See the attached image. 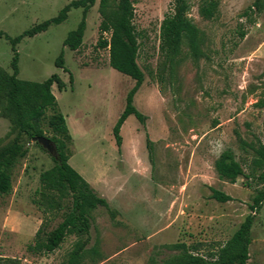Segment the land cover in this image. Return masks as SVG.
<instances>
[{
  "label": "rangeland",
  "instance_id": "obj_1",
  "mask_svg": "<svg viewBox=\"0 0 264 264\" xmlns=\"http://www.w3.org/2000/svg\"><path fill=\"white\" fill-rule=\"evenodd\" d=\"M71 1L0 0V69L13 72V46L5 35L16 37L57 16ZM255 1L220 0L215 17L207 19L200 0H189L188 16L202 31V54L195 57L185 41L186 54L174 64L161 39L173 0H133L138 62L145 73L134 104L145 121L129 116L121 147L113 128L136 81L114 69L109 49L99 44L100 0L88 12L79 49L71 50L64 40L81 21L83 8H72L66 21L17 45L19 78L43 81L57 73L66 82V89L54 85L53 91L72 136L68 162L111 208L92 210L89 234H70L51 253L31 250L64 219L72 198L45 188L41 176L55 160L23 136L27 155L13 168L11 193L0 192V257L20 264H67L77 241L88 237L81 264H159L180 251L167 244L199 242L206 252L234 234L264 189L257 179L224 181L215 169L220 154L232 148L249 172L250 145L264 142V0L260 9ZM62 52L65 68L57 66ZM51 115L43 123L50 138L55 135ZM16 136L0 108V151ZM212 188L233 199L216 200ZM253 214L250 261L264 264V201Z\"/></svg>",
  "mask_w": 264,
  "mask_h": 264
},
{
  "label": "trees",
  "instance_id": "obj_2",
  "mask_svg": "<svg viewBox=\"0 0 264 264\" xmlns=\"http://www.w3.org/2000/svg\"><path fill=\"white\" fill-rule=\"evenodd\" d=\"M96 0H73L61 9L59 14L42 23L36 24L16 37L5 35L13 46L14 55L11 61L13 72L0 69V108L1 112L12 121L13 129L17 132L14 141L0 151V192L9 194L12 191V171L19 160L27 155L22 137L33 139L45 136L43 127L47 113L49 127L55 132L50 138L56 145L58 157H54L55 166L41 176L46 189L58 190L62 195L72 198V206L64 219L54 228L44 240L30 245L37 253H51L57 250L70 234L87 235L91 228V212L99 206L110 210L108 200L96 194L88 181L68 162L67 139L72 136L65 115L59 108L53 86L59 90L66 89V82L57 73L43 81L26 80L19 75V52L17 45L25 37H34L46 31L52 24H60L68 19L72 8H83V16L78 26L69 32L64 45L71 50H77L82 45L86 27L87 15ZM220 0H200V13L204 18H214ZM174 11L167 15L161 24L162 51L171 63L181 62L184 52L182 45L187 41L195 57L201 55L199 43L202 31L189 18V0H173ZM260 9V0L254 2ZM102 21L100 24L99 44L109 49L110 65L119 72L132 77L136 83L128 92L126 105L113 128L118 146H122L121 128L131 115L140 121H145V115L134 104L135 95L145 80V73L139 65V33L134 23L135 7L133 0H100ZM3 33H0V37ZM109 34V38L105 37ZM245 36V32L241 33ZM57 66L64 67V53L57 60ZM60 135L57 137L56 135ZM47 137V136H46ZM245 142V141H241ZM38 145L43 147L39 142ZM253 157L250 159V171L237 159L232 148L224 150L215 161V169L219 177L230 183H236L240 177L247 180L257 179L264 183V142L250 145ZM44 148V147H43ZM212 197L220 202H227L233 197L226 192L212 188ZM264 201V189L258 191L250 205L249 213L239 228L226 241L218 246L212 245L206 252L202 243L187 245L184 242L167 244L170 249L180 250L159 264H252L250 246L253 242L252 229L255 223V210L261 208ZM40 235V230L36 236ZM89 244V238L77 241L71 251L67 264H81ZM0 264H20L19 260L11 257H0Z\"/></svg>",
  "mask_w": 264,
  "mask_h": 264
},
{
  "label": "water",
  "instance_id": "obj_3",
  "mask_svg": "<svg viewBox=\"0 0 264 264\" xmlns=\"http://www.w3.org/2000/svg\"><path fill=\"white\" fill-rule=\"evenodd\" d=\"M33 141L39 142L52 156L58 157V151L55 143L46 136H37L33 138Z\"/></svg>",
  "mask_w": 264,
  "mask_h": 264
}]
</instances>
